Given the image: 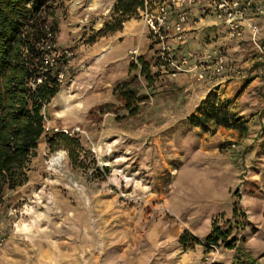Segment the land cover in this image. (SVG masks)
Wrapping results in <instances>:
<instances>
[{"label": "rangeland", "instance_id": "rangeland-1", "mask_svg": "<svg viewBox=\"0 0 264 264\" xmlns=\"http://www.w3.org/2000/svg\"><path fill=\"white\" fill-rule=\"evenodd\" d=\"M117 1L47 0L36 26L25 27L33 38L50 29L47 57L63 73L43 111L48 133L77 129L82 151L73 166L57 139L50 148L52 135L42 137L27 183L0 191V264H264V73L253 35L242 26L239 38L229 37L210 3L199 14L189 9L178 42L169 0H143L127 15L114 12ZM160 5L169 28L156 35L145 14L156 17ZM245 17L259 43L264 0H252ZM108 25L118 29L102 33ZM215 55L226 63L219 75ZM125 84L146 97L132 117L118 95ZM207 98L242 127L190 125ZM214 226L229 231L225 243L236 240L230 248L191 241Z\"/></svg>", "mask_w": 264, "mask_h": 264}, {"label": "trees", "instance_id": "trees-1", "mask_svg": "<svg viewBox=\"0 0 264 264\" xmlns=\"http://www.w3.org/2000/svg\"><path fill=\"white\" fill-rule=\"evenodd\" d=\"M143 3V0H118L114 12L127 15L139 6L142 8ZM46 4L47 0H0V191L4 186L8 190H14L27 183L29 160L34 156L42 137L52 135L47 139L50 148L54 147L53 143L57 139L67 151L73 166L78 165L82 151L77 132L69 136L61 131H45L43 111L58 92V69L43 64L44 56L50 54V50L44 52L38 47L45 42L44 33L33 38V34L26 32L25 27L36 26L38 14ZM117 29L108 25L102 33ZM52 40L53 38L50 42ZM259 41L264 42V36ZM251 53L255 64L260 65L264 73V60L258 57L254 46ZM58 61L59 59H54L53 63ZM138 63L140 76L144 78L147 87H151L154 77L149 65L142 57H138ZM118 95L129 117L135 116L138 105L146 101V97L138 95L129 84H125ZM201 108L203 111L198 117L191 116L189 119L190 125L207 129L208 122L213 121L215 125L228 129L242 127L233 114L210 98L202 103ZM233 214L235 219L236 208L233 209ZM262 217L264 218V207ZM187 235L184 232L180 238V244L184 248L187 246ZM229 235V231L222 232L214 226L203 241L194 237H191V241L208 248L219 242L224 244ZM235 241L232 240V244ZM231 242L225 243V246L230 248Z\"/></svg>", "mask_w": 264, "mask_h": 264}, {"label": "built area", "instance_id": "built-area-1", "mask_svg": "<svg viewBox=\"0 0 264 264\" xmlns=\"http://www.w3.org/2000/svg\"><path fill=\"white\" fill-rule=\"evenodd\" d=\"M170 3L176 7V20L173 25V31H174V40L175 41H181L182 40V33L184 31V26L188 21L189 17V9L192 7H206V4L212 3L214 5V10L217 12L218 19H222L226 25V31L231 38H239L241 36V27L246 26L247 29L251 32L253 35V45L257 49L260 57L264 60V43H258L256 42L255 36L256 33L259 32L257 30L256 26H253L245 17L246 11L252 6V0H248L244 3H240L238 0H169ZM145 22L151 29V31L158 35L159 32L165 31L168 29V15L166 11V7L164 5H160L157 8V15L156 17H149L147 14H145ZM45 39L43 42V49H47L49 53H51V38H52V32L49 28L45 27L44 31ZM130 55L136 56L137 50H132L129 52ZM48 55L44 56V62L43 64L45 66H53L54 68H57L58 62L53 63L54 59H49L47 57ZM183 64H186V61H183ZM175 68L177 70H180L178 66L175 65ZM226 69V63L224 61V57L221 55H215V62L213 66V74L219 75L222 72H224ZM198 80L204 79L206 76V71L203 69H199L196 74ZM63 78L62 69H58L57 72V81L60 82ZM43 118L45 120L44 112H43ZM49 128L45 126V131L49 132ZM66 135H72L74 132H78L77 129L71 130L68 132L67 130H62ZM49 164L52 165V159L48 160ZM54 165V164H53ZM52 165V166H53ZM4 245V238L1 235L0 230V248Z\"/></svg>", "mask_w": 264, "mask_h": 264}, {"label": "crops", "instance_id": "crops-1", "mask_svg": "<svg viewBox=\"0 0 264 264\" xmlns=\"http://www.w3.org/2000/svg\"><path fill=\"white\" fill-rule=\"evenodd\" d=\"M194 9H195V10L198 12V14H199V11H200L199 7L197 6V7H195ZM194 9H193V11H194ZM133 41H134V40H133ZM132 45H133V44H132ZM132 45H131V46H132ZM129 47H130V46H129ZM129 47H128V48H129Z\"/></svg>", "mask_w": 264, "mask_h": 264}, {"label": "bare ground", "instance_id": "bare-ground-1", "mask_svg": "<svg viewBox=\"0 0 264 264\" xmlns=\"http://www.w3.org/2000/svg\"><path fill=\"white\" fill-rule=\"evenodd\" d=\"M57 158L59 159V157H54L53 158V161H57L58 160Z\"/></svg>", "mask_w": 264, "mask_h": 264}]
</instances>
